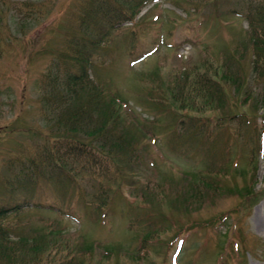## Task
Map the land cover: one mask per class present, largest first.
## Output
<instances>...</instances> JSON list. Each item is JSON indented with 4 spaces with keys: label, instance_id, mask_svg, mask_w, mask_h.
<instances>
[{
    "label": "rangeland",
    "instance_id": "374dc122",
    "mask_svg": "<svg viewBox=\"0 0 264 264\" xmlns=\"http://www.w3.org/2000/svg\"><path fill=\"white\" fill-rule=\"evenodd\" d=\"M81 1L0 0L8 16L0 54V210L5 221L36 234L28 242L37 245L36 263L264 264V231L253 221L264 203V189L258 194L264 187V109L258 106L260 75L252 68L251 34L257 30L244 15L247 3L264 6V0H148L130 18L116 21L108 38L90 52L83 75L111 100L108 111L116 122L108 139L119 150L128 141L130 156L128 151L121 158L114 155L107 143L101 145V136L90 145L74 138V151L49 153L70 171L65 185L54 176L31 186L19 171H12L9 185L3 183L4 164L38 157L46 136L52 151L65 137L61 104L42 83L49 84V63L71 22L76 23ZM59 68L58 76L64 69ZM210 72L219 79V74L239 76L250 92L245 98L241 89L236 97L235 85L225 82L229 96L210 110V118L244 109L250 119L232 115L220 123L225 124L217 128L214 144L194 142V151L190 137L193 151L186 154L183 144L174 151L167 140L179 122L188 123L182 112L204 98L194 95L183 74L192 79L208 73L212 79ZM175 82L188 90L180 91L176 101L162 100L160 90L167 94L165 86ZM210 160L220 168L210 177L212 184L222 189L199 180ZM193 181L200 187L188 202ZM232 183L238 187L228 190ZM249 184L254 200L242 188ZM158 220L163 229L147 240L141 237L146 223ZM6 250L0 264H11Z\"/></svg>",
    "mask_w": 264,
    "mask_h": 264
},
{
    "label": "trees",
    "instance_id": "16d2710c",
    "mask_svg": "<svg viewBox=\"0 0 264 264\" xmlns=\"http://www.w3.org/2000/svg\"><path fill=\"white\" fill-rule=\"evenodd\" d=\"M146 1L148 0H82L79 3L78 12L76 11L77 14L75 15L76 23L74 21L71 22L72 29L68 32L64 44L58 47L56 49L57 51L55 50L56 52L54 55L56 57H52L48 70L46 71V77L49 84L42 83L46 84L44 85V90L49 88L53 97L57 100V103L61 104L60 106L63 112L62 133L65 134V137L60 140L59 143L57 142L56 148L52 151L51 146L48 145L50 138L46 136L41 150L38 149V157H35V154H30V156L16 159L14 163L4 164L6 170L2 176L4 184L9 185L8 183L10 182L11 174L14 171H19L26 181L31 182V186H33V184L40 178L49 180L54 176L58 177V184L65 185L67 180L69 181L67 176L70 171L59 161L58 156H53L49 153L54 152L57 155H61L65 154L67 151H74L75 148L73 146L75 143L72 141L74 138L80 140L81 143H87L90 145L92 138L101 136L103 138L101 145L107 143L108 149L114 150V155H119L121 158L122 153L128 151V156H130L131 144L128 141L125 144V147L127 148H125V150H119L117 146L113 144V140L112 143L109 141V134L112 132V123L116 122L112 114L113 111H111V109L108 111V108L111 106V100L108 98L105 99L103 92H99L97 86H94V83L91 80H85L83 72H86L85 69L87 68L90 52L100 42L108 38L112 29L116 25V21L130 18ZM6 12L7 10L5 11V9L0 6V54L2 52L3 41L5 38V35L2 34L3 30L1 29L3 26L2 22L4 19L7 21L8 18V16H4ZM12 14L14 13L12 12ZM244 15L248 18V23L252 26L254 25L255 30H257V32L251 34V42L255 54L252 68L260 75V84L257 90L258 106L264 109V6L255 5L252 2H249L245 7ZM256 17L257 23L255 25L253 18ZM60 64H62L64 69H61L58 76ZM74 68H79V70L77 71ZM212 74L210 72L211 76ZM215 74L216 71H214V75ZM183 75V81H189L191 89L194 90V95L201 93L204 94V98L201 103H192L190 111L182 112L184 118H189L188 123L179 122L180 128L177 130L174 128L172 135H170L167 140V144L174 151L175 148L179 149L182 144L186 149V154L188 150L193 151L194 142L200 147L204 145V143L214 144L213 141L215 142V140L213 139L217 128H220L221 125L225 124L220 123L228 122L232 115L238 116V121H241L244 118L247 121L250 119L247 116L248 114H246L248 111L244 109L227 113L216 112V115L213 116V120L210 118V115L212 116L210 110L223 104V100L229 96L224 85L225 82L228 83L230 81L235 85L234 88L237 93L236 97L240 96L241 89H245L246 91L244 92L245 98L250 96L249 90H246L248 88L246 87L245 79H239V76L236 75L231 77L230 74H225V79L223 78V75L219 74L222 80L215 76H212V79H210L208 73H205V77L199 75L192 79L187 74ZM177 81H180L179 78L176 82ZM176 82L174 85L167 84V86H165L167 94L160 90L161 95H163L162 100L166 99L169 100V102L173 100L176 101L180 91L188 90L187 88L184 90L185 86L183 83L177 84ZM82 92L84 93V96H82ZM223 92L225 93L223 94ZM157 93H159V91ZM153 96V99H159L157 94L156 96L155 94ZM191 98L194 102L192 96ZM212 101H214V104H212ZM182 105L183 107H187L184 104ZM186 109L188 110V108ZM263 128L264 126H262L260 132ZM102 130L103 132H101ZM254 132H256V128H252V131H250L252 136H254ZM54 133L58 135L56 131ZM51 135L54 136L52 133ZM177 136H182L183 138L180 137L177 139ZM66 137L70 138L67 142H65ZM190 137L193 138V143L189 142ZM196 150L195 145L194 151ZM42 152L46 153L45 157H41L42 155L40 154H42ZM218 169L220 168L216 164L212 166V160H210L209 163L204 166L203 172L200 174V182L202 181L203 185L211 186L212 189L215 187H220V189L224 188L223 185L212 184L213 181L210 178L213 174L219 173ZM192 184L194 187L189 193L188 202L194 201L193 198L195 199V196L197 195L196 190L200 187L197 181H193ZM233 184L234 188L238 187L237 184L232 183L231 186L226 188L228 190L232 189ZM242 188L247 194H250L251 200H254L255 189L251 187V184L247 186L243 185ZM207 192L209 193V191ZM12 208L15 212L16 209H18L15 205ZM21 227L22 225H17V222H10V220H8V222L5 221L3 209L0 210V254L3 253L6 255V249H8L10 251L8 260L11 264H43L36 263L39 260L40 254L38 255V252H36L33 247L37 245L34 242H31L30 246H28L30 240L33 241V239H36V234H31L29 232L25 233L20 229ZM148 229L152 231L151 234H146ZM162 229L163 226L159 220L146 223L145 230H142L141 232V237L147 240L149 237H152L154 233H159ZM50 231L52 236L54 231H52V229ZM45 233L47 232L45 231ZM26 247L28 248L26 249ZM64 248L68 247L64 246ZM43 250L46 252L48 250L50 251L47 247H44L42 251Z\"/></svg>",
    "mask_w": 264,
    "mask_h": 264
},
{
    "label": "bare ground",
    "instance_id": "6f19581e",
    "mask_svg": "<svg viewBox=\"0 0 264 264\" xmlns=\"http://www.w3.org/2000/svg\"><path fill=\"white\" fill-rule=\"evenodd\" d=\"M262 189H264V187H261L260 192L258 194H261ZM255 195H256V193H255ZM256 198H258V197H256ZM263 205H264V203L262 204V207H260L257 210V212L255 213V215L253 217L254 226L261 231H264V206Z\"/></svg>",
    "mask_w": 264,
    "mask_h": 264
}]
</instances>
